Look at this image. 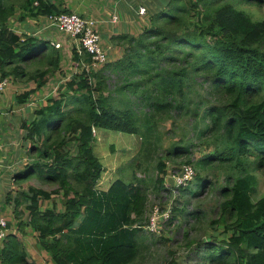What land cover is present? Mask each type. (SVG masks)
I'll return each instance as SVG.
<instances>
[{
	"label": "trees",
	"instance_id": "16d2710c",
	"mask_svg": "<svg viewBox=\"0 0 264 264\" xmlns=\"http://www.w3.org/2000/svg\"><path fill=\"white\" fill-rule=\"evenodd\" d=\"M234 1L165 0L162 10L149 6L150 28L111 38L119 49L116 59L94 68L88 54L72 49L77 71L68 79L58 50L12 30L16 7L0 0V77L35 84L15 104H29L57 72L65 80L63 90L35 111V120L22 124L32 157L14 176L19 187L36 179L55 189L28 185L21 194L8 193L16 232L2 240L0 264H34L24 241L32 233L52 264H135L149 222L148 193L138 172L155 162V189L168 193L165 160L180 159L195 166L197 187L190 182L181 188L196 197L215 186L204 173L224 170L218 216L210 222L213 234L190 243L196 245L197 264H264V197H253L258 186L253 169L264 168V19L253 20ZM24 3V18L71 13L46 0ZM29 62L41 68L28 70ZM168 121L186 122L191 137L208 139L214 150L195 164L188 138L163 151L158 130ZM100 128L141 138L130 162L132 178H117L107 190L99 188L105 168L94 151L93 131ZM253 151L259 154L251 161ZM55 196L63 209L56 204L44 209ZM189 215L199 219L196 209Z\"/></svg>",
	"mask_w": 264,
	"mask_h": 264
},
{
	"label": "rangeland",
	"instance_id": "374dc122",
	"mask_svg": "<svg viewBox=\"0 0 264 264\" xmlns=\"http://www.w3.org/2000/svg\"><path fill=\"white\" fill-rule=\"evenodd\" d=\"M142 3L143 6L141 7L145 9H149L150 6L153 7L154 10H162L163 5L165 4V0H144V2L142 1ZM233 3L236 4L237 8L247 12L253 18V20L261 21L264 19V4H245L242 0H235ZM101 8H103V6H101ZM139 11L140 9L138 8V13ZM149 16L150 14L147 10L145 15L139 14L138 16L135 15V17H131L132 22L137 23V27L141 26V28L138 29L137 33L140 31V29L151 27V23L146 24L147 18ZM86 18L90 17L86 16ZM119 20L120 18L118 19V22ZM45 25L47 28L46 32L42 34V36L40 35L38 37H40L41 40L45 39L46 41H50V43L59 42L62 44L63 48L56 49L62 56L61 68L65 70L69 79L77 71L73 67L71 53V45H74L75 42L69 34L61 33L58 29L53 28L51 26L50 20L47 19V21H45ZM117 25L118 23H114L112 27ZM98 31L100 32V28ZM40 38L38 39L40 40ZM70 42H72L71 45ZM100 46L106 53H108L110 45H105L101 40ZM114 49V59H116L118 57V53L116 54V50L118 49L115 47ZM51 51H54V48L50 46L49 52ZM109 51L113 53V49ZM49 52H46L45 55L49 54ZM26 65H28V70L41 68V65L37 63L31 64V62H29V64ZM114 81L115 79H113V82ZM61 82L62 84H60ZM31 83L33 82H26L24 80L16 78H9V84L6 87L5 92L9 91L10 93H12L14 100V97L17 94L19 95L20 93H22L25 89L29 88V85ZM64 85L65 80L63 76H60V73L57 72V74L52 77L51 83L48 87L49 90L47 89L46 91L47 93H49L54 90V94L57 95L63 90ZM198 89L201 91L200 88ZM15 106V109H17L18 106L16 104ZM158 131L161 135L163 151H167L174 144L177 145L181 141V139H190V141H192V143L194 144V147L192 149V160L194 161V164L204 155L211 153L215 148L212 143L208 142V139L202 141L197 137H191L188 125L183 121L177 122L176 126H174L170 121L165 122L164 124L159 126ZM182 134H187L190 137H182ZM7 136L15 137L16 133L8 130ZM202 142L204 144H202ZM208 143L209 145H207ZM140 148L141 138L139 136L120 133L107 129H98L94 142V151L105 168L104 175L99 183V188L106 189L107 186L117 178L130 180L132 178L130 162L138 154ZM8 150H10L9 147H7V151ZM24 150L25 151H23L22 153L26 155V147H24ZM253 152L255 154H253L250 158L251 161H254L256 159L254 158L255 155L257 156L259 154L256 151ZM27 156L30 158L32 157L29 154H27ZM165 162L168 167L166 185L168 189H172L171 192L157 193L155 189V179L157 176L155 162L144 173L138 172V176L141 177L142 180H145L144 187H146L145 191L148 193L149 198L147 218H150L155 207H158L159 210L163 211L169 210L171 218L167 222L161 223V231L156 235L148 233L146 231L145 226L147 223L145 224V226H143V233L141 235L145 240L143 241V244L141 246L140 257L135 264H197L200 259L194 250L196 245L192 247L190 246V243L192 241L197 243L199 240L205 239L206 237H209L211 234H213L210 222L218 216L219 205L222 201V198L219 195V189L224 185V170L222 168L216 167L209 173H204V177L209 179L210 182L215 183V186L210 190L207 189V191L203 193V195L196 197L191 193H187V191H183L182 188H179L175 192L172 188L174 187L173 185L175 183L172 177L174 171H177L179 168H182L184 166L185 159L176 161V164L168 160H165ZM187 165L195 168L194 165ZM20 170L24 171V168L21 167ZM253 172L258 178V186L253 197L254 201H258L262 197H264V168L261 170L253 169ZM28 185H34L47 191H52L53 189H55V186H43L40 185V183L36 179H32V181L30 180L28 183L26 182L24 187L17 186L14 190V194H21L23 192V189H25ZM190 186H193L194 189L197 187V182L195 179L191 182ZM52 204H56L58 210L63 209L62 198L60 196H55L50 203L44 202L42 207L46 209L48 207H51ZM195 209L199 211V219L197 220L189 215V213H192V211H194ZM3 213L5 214L3 218L5 221H7V223L14 222L16 224L12 206L5 205L3 207ZM187 232L190 234L188 240L185 238V233ZM1 242L2 240H0V243ZM172 253H175V256L170 255Z\"/></svg>",
	"mask_w": 264,
	"mask_h": 264
},
{
	"label": "crops",
	"instance_id": "0c3cea01",
	"mask_svg": "<svg viewBox=\"0 0 264 264\" xmlns=\"http://www.w3.org/2000/svg\"><path fill=\"white\" fill-rule=\"evenodd\" d=\"M46 1H50L56 4H62L63 8L68 9L70 12H76L96 20L98 22V30L100 28L99 33L102 37V41L105 45H110L109 50L113 49V53L108 50L109 61L115 58V46L112 43L111 38L117 34H121L124 32L134 34L137 33L139 28H141V26L137 27L136 22H132L131 17L139 15L138 8L140 9L141 6H143L142 1L144 2V0ZM5 2L9 5H15L16 7L15 16L11 18L9 22V26L12 28V30L21 35H29L35 37H38L40 35L42 36V34L46 32L47 28L45 25V21H47L48 19L47 16H40L38 18H24L28 15V9L26 8L27 4L24 3L25 0H5ZM37 3L38 0H36V4ZM101 6H103V8H101ZM115 12L119 14L120 20L119 22L117 21V26L112 27L114 23H112L111 20ZM57 43L59 42H52L51 45L53 46V44ZM71 43L72 42H70V45ZM59 44L61 45V48H63L62 44ZM71 48H74L73 44L71 45ZM117 53L119 55V49L116 50V54ZM51 80L49 81L48 85L39 92V95L33 97L29 104L23 107L18 106L17 109H15L16 97L27 90L34 89V83H31L29 85V88L25 89L19 95L17 94L14 97V100L12 93H10L9 91H6L5 93H3V95H0V218H3L5 215L3 213V207L5 205H8L6 202L8 193L12 191L14 194V190L17 187V185L14 183V176L21 171V167H24L29 162V157L27 156V154L24 155L22 153L23 151H25L24 147H27V145L25 144L22 137L24 132L21 129V126L25 121L35 120V111H37L41 106L46 105L47 98L55 95L54 90L49 93H47L46 91L51 83ZM62 82L60 84H62ZM8 130L16 133V136L8 137ZM7 147H9L10 150L7 151ZM110 185L111 183L107 186L106 189L102 190H107ZM8 232H16V224L14 222H8ZM35 235V233L29 234V237L25 238L24 240L27 246V251L33 263L52 264L50 256L47 255L44 251L37 249V247L35 246V242L32 238ZM1 244L2 242L0 243V250L2 248Z\"/></svg>",
	"mask_w": 264,
	"mask_h": 264
},
{
	"label": "built area",
	"instance_id": "2783aa9c",
	"mask_svg": "<svg viewBox=\"0 0 264 264\" xmlns=\"http://www.w3.org/2000/svg\"><path fill=\"white\" fill-rule=\"evenodd\" d=\"M38 4V3H37ZM36 4V5H37ZM146 9L141 7L139 14L145 15ZM51 21V26L58 29L61 33H67L71 36L75 42L74 48L79 55L88 54L92 59V67L104 65L109 61L108 53H106L100 46L102 37L97 29L98 22L92 18H86L76 12L65 13L60 15H50L47 17ZM119 19L118 14L115 12L112 16V23H117ZM57 49L61 48L59 43L53 44ZM73 48V49H74ZM9 84L8 78L0 77V94L4 93L7 85ZM94 135L97 134V130L94 129ZM195 176L194 169L184 164L182 168L174 171L173 191H177L181 187H185L192 182ZM170 190H172L170 188ZM171 218L169 210H159L155 207L153 213L149 218V222L146 224L145 229L148 233L159 234L161 231V223L167 222ZM8 233V223L3 218H0V240H3Z\"/></svg>",
	"mask_w": 264,
	"mask_h": 264
}]
</instances>
